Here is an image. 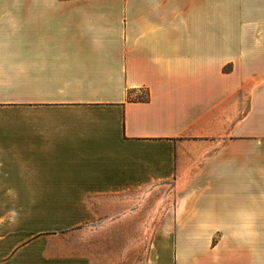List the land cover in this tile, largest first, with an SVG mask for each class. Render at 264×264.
<instances>
[{"label":"crops","instance_id":"crops-1","mask_svg":"<svg viewBox=\"0 0 264 264\" xmlns=\"http://www.w3.org/2000/svg\"><path fill=\"white\" fill-rule=\"evenodd\" d=\"M0 264H264V0H0Z\"/></svg>","mask_w":264,"mask_h":264},{"label":"trees","instance_id":"trees-1","mask_svg":"<svg viewBox=\"0 0 264 264\" xmlns=\"http://www.w3.org/2000/svg\"><path fill=\"white\" fill-rule=\"evenodd\" d=\"M132 92H134V90H133V91H130V92L128 93L130 99H132V97H131ZM147 98H148V91L145 92V93H144V91H143V94L141 95V97H139V99H140V100H142V99L144 100V99H147Z\"/></svg>","mask_w":264,"mask_h":264}]
</instances>
